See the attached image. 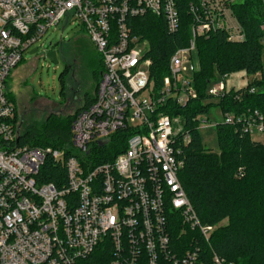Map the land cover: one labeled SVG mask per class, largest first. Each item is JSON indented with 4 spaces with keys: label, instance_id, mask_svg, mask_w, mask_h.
I'll return each instance as SVG.
<instances>
[{
    "label": "built area",
    "instance_id": "obj_1",
    "mask_svg": "<svg viewBox=\"0 0 264 264\" xmlns=\"http://www.w3.org/2000/svg\"><path fill=\"white\" fill-rule=\"evenodd\" d=\"M241 2L190 0V37L171 54L156 87L150 43L131 19L152 14L165 20L168 32H179L177 0H0V264H228L210 246L216 226L200 222L182 185L180 141L191 136L165 105L185 106L198 96V38L223 30L230 41L245 39L233 10ZM62 21L81 25L102 57L94 103L73 111L69 145L19 144L21 124L7 80L24 52ZM226 77L207 94L222 97ZM223 115V123H240L264 143L258 110ZM197 119L200 129L209 120ZM117 133L128 135L127 147L97 162V152ZM48 157L66 168L61 187L39 179ZM200 240L211 250L209 259Z\"/></svg>",
    "mask_w": 264,
    "mask_h": 264
},
{
    "label": "trees",
    "instance_id": "obj_2",
    "mask_svg": "<svg viewBox=\"0 0 264 264\" xmlns=\"http://www.w3.org/2000/svg\"><path fill=\"white\" fill-rule=\"evenodd\" d=\"M183 24L176 33L167 31L165 20L152 14L131 19L135 33L147 39L151 46L153 81L156 87L163 83L168 72L171 54L186 45L190 37L188 28V3L190 0H177ZM245 39L240 42L229 40L223 30L209 37L197 39L199 70L194 74V85L198 96L185 106L168 102L166 112L179 117L183 128L190 132L191 139L184 144L181 154L184 168L180 179L202 224L216 226L210 246L228 264H264V143L253 140L243 132L242 124L218 123L219 150L213 151L203 144L200 135V120L197 117L208 115L214 105L223 114L244 115L258 110L264 116V80L254 79L240 89H230L217 98V103H206L209 84L218 76L245 71L254 75L263 70V33L259 24L263 14L261 0H243L233 5ZM66 68L60 76L62 93L66 85ZM256 88V92L250 89ZM15 103L14 97H10ZM94 98H87L78 109L87 108ZM77 109V110H78ZM76 112V111H75ZM76 113L66 116L58 112L50 113L39 128H28L20 132L18 143L39 147L61 148L71 143V125ZM17 120H19L17 110ZM127 134H115L108 144L97 153V162L111 160L127 147ZM39 179L53 182L61 187L66 184L67 171L64 166L48 157L41 169ZM226 224H221L223 220ZM197 234V231H196ZM206 250V258L211 257L209 246L201 241Z\"/></svg>",
    "mask_w": 264,
    "mask_h": 264
},
{
    "label": "rangeland",
    "instance_id": "obj_3",
    "mask_svg": "<svg viewBox=\"0 0 264 264\" xmlns=\"http://www.w3.org/2000/svg\"><path fill=\"white\" fill-rule=\"evenodd\" d=\"M53 47L58 63L47 55ZM34 48H38L36 53L31 54L32 49L24 52L22 62L11 72L6 86L8 95L14 97L19 120L22 121L21 133L28 128L41 127L50 113L58 112L66 116L85 104L87 98H95L103 69L100 53L79 24L62 21L50 29ZM262 62L263 70L257 74L249 75L239 71L227 76V89H240L255 78L264 80V48ZM66 68L69 73L62 93L60 76ZM220 80L218 76L209 84V88ZM206 103L216 104L217 99L209 98ZM204 116L209 120L200 129L203 144L218 151L215 125L223 122L225 117L216 105ZM253 139L262 140V136L254 134ZM226 223L225 219L221 224Z\"/></svg>",
    "mask_w": 264,
    "mask_h": 264
},
{
    "label": "water",
    "instance_id": "obj_4",
    "mask_svg": "<svg viewBox=\"0 0 264 264\" xmlns=\"http://www.w3.org/2000/svg\"><path fill=\"white\" fill-rule=\"evenodd\" d=\"M57 44H54V46H56ZM38 51V49L37 48H35V49H33V50H31V54H33V53H36ZM47 55H48V57H50L51 58V60L53 61V62H55V63H58V60H57V58H56V52L54 51V50H49L48 52H47Z\"/></svg>",
    "mask_w": 264,
    "mask_h": 264
},
{
    "label": "flooded vegetation",
    "instance_id": "obj_5",
    "mask_svg": "<svg viewBox=\"0 0 264 264\" xmlns=\"http://www.w3.org/2000/svg\"><path fill=\"white\" fill-rule=\"evenodd\" d=\"M50 50H54V51H55V48L53 47V48H51ZM100 75H101V72H100Z\"/></svg>",
    "mask_w": 264,
    "mask_h": 264
}]
</instances>
